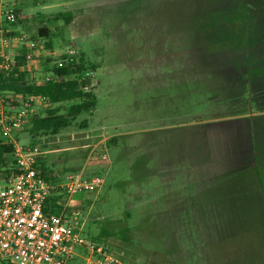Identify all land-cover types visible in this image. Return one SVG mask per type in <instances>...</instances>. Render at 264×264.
I'll list each match as a JSON object with an SVG mask.
<instances>
[{
  "label": "rangeland",
  "instance_id": "obj_1",
  "mask_svg": "<svg viewBox=\"0 0 264 264\" xmlns=\"http://www.w3.org/2000/svg\"><path fill=\"white\" fill-rule=\"evenodd\" d=\"M12 7L10 35L88 63L96 109L17 135L50 177L105 178L76 195L84 234L109 231L121 264H264V0H0V19Z\"/></svg>",
  "mask_w": 264,
  "mask_h": 264
},
{
  "label": "built area",
  "instance_id": "obj_2",
  "mask_svg": "<svg viewBox=\"0 0 264 264\" xmlns=\"http://www.w3.org/2000/svg\"><path fill=\"white\" fill-rule=\"evenodd\" d=\"M1 15L0 75L14 70L18 56L24 59L21 69L31 72L40 68L44 56L53 55L59 66L78 56L74 47L47 50L44 42L25 33L10 35L3 26L18 13L12 7ZM52 79L47 74L37 83ZM37 100L43 99L28 97L20 106L9 105L0 91V137L13 146L15 159L9 172L0 174V264H121L105 242L84 234V211L75 204L77 194L98 190L105 178L81 170L56 181L46 179L37 167L40 152L15 133L37 113Z\"/></svg>",
  "mask_w": 264,
  "mask_h": 264
},
{
  "label": "trees",
  "instance_id": "obj_3",
  "mask_svg": "<svg viewBox=\"0 0 264 264\" xmlns=\"http://www.w3.org/2000/svg\"><path fill=\"white\" fill-rule=\"evenodd\" d=\"M67 16L68 19L66 21L69 23L73 19V14L68 12ZM19 17L18 14V18L12 24L17 23ZM41 31L44 32V30ZM12 33L16 34V31ZM244 35L246 36L247 34L245 33ZM243 42H247V40L245 39ZM45 46L47 50H55L52 39ZM17 61L18 64L12 72L0 75V91L5 100H8V95L20 97L19 101L13 104L20 106L28 97H35L42 98L51 105H55L48 108L44 115L36 113L28 124L18 130L17 135L20 132L34 136L48 133L58 134L62 129L71 126L81 114L91 113L96 109L97 95L92 89H86L91 83V78L84 74L88 69V63L84 60L83 54L73 57L72 60H65L62 66L55 63L53 55L42 57L41 70H33L32 72H41L39 77L47 74H51L54 77V79L45 83H37V77L31 71L21 69L22 65H24L22 56H18ZM81 127L87 128L88 121L84 120ZM115 140L116 138H113L112 141ZM13 151V146L4 142L0 137V174L8 173L9 168L14 165ZM260 164L262 165L264 162L258 160L257 166ZM37 167L46 179L51 181L59 179L50 177V170L42 159L38 160ZM53 211L57 212L58 210L53 209ZM109 233V231L103 230L101 235L95 238L100 240Z\"/></svg>",
  "mask_w": 264,
  "mask_h": 264
},
{
  "label": "crops",
  "instance_id": "obj_4",
  "mask_svg": "<svg viewBox=\"0 0 264 264\" xmlns=\"http://www.w3.org/2000/svg\"><path fill=\"white\" fill-rule=\"evenodd\" d=\"M12 29V31H17V30H15V29H13V28H11ZM258 115H259V117L260 116H263L264 115V111H260L259 113H258Z\"/></svg>",
  "mask_w": 264,
  "mask_h": 264
}]
</instances>
